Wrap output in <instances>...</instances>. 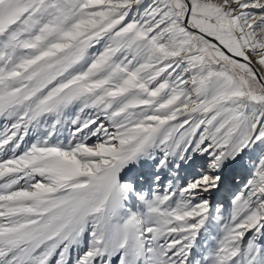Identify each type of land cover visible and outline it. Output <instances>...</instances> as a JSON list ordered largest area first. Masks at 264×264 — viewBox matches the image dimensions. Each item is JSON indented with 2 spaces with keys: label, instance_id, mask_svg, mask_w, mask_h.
Instances as JSON below:
<instances>
[{
  "label": "snow or ice",
  "instance_id": "6c2138e0",
  "mask_svg": "<svg viewBox=\"0 0 264 264\" xmlns=\"http://www.w3.org/2000/svg\"><path fill=\"white\" fill-rule=\"evenodd\" d=\"M0 264H264V0H0Z\"/></svg>",
  "mask_w": 264,
  "mask_h": 264
},
{
  "label": "rangeland",
  "instance_id": "374dc122",
  "mask_svg": "<svg viewBox=\"0 0 264 264\" xmlns=\"http://www.w3.org/2000/svg\"><path fill=\"white\" fill-rule=\"evenodd\" d=\"M246 176H247V173L242 171V173H241V184L240 185H242V182H243L244 179H246ZM227 185H230V182H227ZM237 189H235L234 192ZM234 192L226 193V192H222V189H221V191L219 193H215L214 194L213 203L214 204L222 203L227 208L229 206L230 199H231V197H232ZM218 195H220L222 198H219L220 196H218ZM216 196H217V198H216Z\"/></svg>",
  "mask_w": 264,
  "mask_h": 264
},
{
  "label": "bare ground",
  "instance_id": "6f19581e",
  "mask_svg": "<svg viewBox=\"0 0 264 264\" xmlns=\"http://www.w3.org/2000/svg\"><path fill=\"white\" fill-rule=\"evenodd\" d=\"M239 187H241L240 184H232V183H230V185H227V182H226L225 185L222 187V192H226V193L234 192V190L239 188ZM218 196H220V195H218ZM216 198H217V196H216ZM219 198H222V197L220 196Z\"/></svg>",
  "mask_w": 264,
  "mask_h": 264
}]
</instances>
